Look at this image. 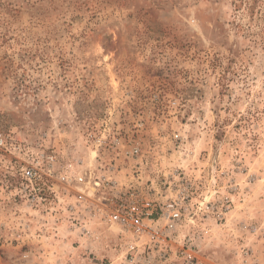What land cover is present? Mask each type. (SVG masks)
Masks as SVG:
<instances>
[{
    "label": "rangeland",
    "instance_id": "374dc122",
    "mask_svg": "<svg viewBox=\"0 0 264 264\" xmlns=\"http://www.w3.org/2000/svg\"><path fill=\"white\" fill-rule=\"evenodd\" d=\"M105 125L140 141L145 163L124 181L139 170L152 191L158 171L160 202L190 184L176 246L190 239L200 264H264V0H0V132L66 159ZM7 160L0 264H132L128 231L93 223L86 238L67 212L24 207Z\"/></svg>",
    "mask_w": 264,
    "mask_h": 264
},
{
    "label": "built area",
    "instance_id": "2783aa9c",
    "mask_svg": "<svg viewBox=\"0 0 264 264\" xmlns=\"http://www.w3.org/2000/svg\"><path fill=\"white\" fill-rule=\"evenodd\" d=\"M101 128L84 134L87 155L66 159L54 149L44 150L40 143L18 138L12 131L0 132V153L7 157L13 176L18 178L17 199L36 214L67 212L70 233L86 238L93 234V223L116 225L128 231L132 235L125 245L129 263L153 264L156 256L166 260L171 253L182 264H200L190 239L182 246L172 240L188 210L183 203L190 184L177 189L168 201L152 199L158 184L151 179L159 177L158 171L148 181L152 191L141 188L139 170L135 171V181L123 180L126 174L122 172L128 163H145L139 139H119L120 131L113 132L108 125ZM130 129L137 135L144 124L138 121ZM104 153L110 155L109 160L100 156Z\"/></svg>",
    "mask_w": 264,
    "mask_h": 264
},
{
    "label": "bare ground",
    "instance_id": "6f19581e",
    "mask_svg": "<svg viewBox=\"0 0 264 264\" xmlns=\"http://www.w3.org/2000/svg\"><path fill=\"white\" fill-rule=\"evenodd\" d=\"M93 190V189H92ZM92 190L90 191V193L92 192Z\"/></svg>",
    "mask_w": 264,
    "mask_h": 264
}]
</instances>
